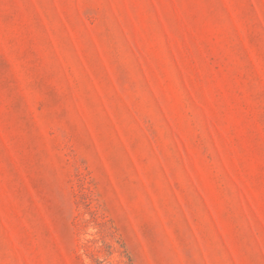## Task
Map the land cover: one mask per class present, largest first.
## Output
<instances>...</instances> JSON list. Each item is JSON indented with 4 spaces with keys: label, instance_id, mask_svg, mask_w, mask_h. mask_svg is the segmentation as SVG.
<instances>
[{
    "label": "rangeland",
    "instance_id": "1",
    "mask_svg": "<svg viewBox=\"0 0 264 264\" xmlns=\"http://www.w3.org/2000/svg\"><path fill=\"white\" fill-rule=\"evenodd\" d=\"M0 264H264V0H0Z\"/></svg>",
    "mask_w": 264,
    "mask_h": 264
}]
</instances>
